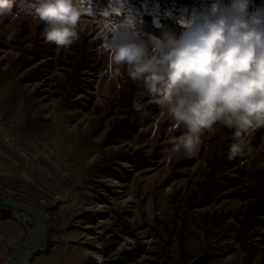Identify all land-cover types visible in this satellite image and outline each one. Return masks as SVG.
Returning a JSON list of instances; mask_svg holds the SVG:
<instances>
[{"label": "rangeland", "instance_id": "1", "mask_svg": "<svg viewBox=\"0 0 264 264\" xmlns=\"http://www.w3.org/2000/svg\"><path fill=\"white\" fill-rule=\"evenodd\" d=\"M35 2L0 17V196L41 208L50 225L30 264H264V148L229 159L232 130L220 127L196 155L173 152L186 129L126 67L112 77L96 23L130 20L151 51V37L163 40L141 28L145 14L199 21L214 5L234 14V0H82L84 31L67 49L45 41ZM248 12L264 16V0ZM23 215L0 208V264L14 237L13 251L28 240Z\"/></svg>", "mask_w": 264, "mask_h": 264}, {"label": "clouds", "instance_id": "2", "mask_svg": "<svg viewBox=\"0 0 264 264\" xmlns=\"http://www.w3.org/2000/svg\"><path fill=\"white\" fill-rule=\"evenodd\" d=\"M15 4L0 0V17H14ZM233 6L232 15L214 5L199 21L180 20L186 31L163 41L151 37L156 41L151 51L130 20L96 21L112 77L126 67L131 81L142 82L145 94L186 129L174 141L173 152L196 155L202 138L220 127L232 130L229 159L264 148V136L258 149L251 146V139L264 130V16L248 12L249 0H234ZM32 7L45 24L46 42L67 49L80 39L86 11L82 0H36Z\"/></svg>", "mask_w": 264, "mask_h": 264}, {"label": "water", "instance_id": "3", "mask_svg": "<svg viewBox=\"0 0 264 264\" xmlns=\"http://www.w3.org/2000/svg\"><path fill=\"white\" fill-rule=\"evenodd\" d=\"M0 208L3 215L19 210L24 213L23 220L33 226L36 233L30 232L28 240L15 251L11 250L9 264H30L32 258L45 251L49 238L50 225L46 213L35 205L14 197L0 196Z\"/></svg>", "mask_w": 264, "mask_h": 264}, {"label": "trees", "instance_id": "4", "mask_svg": "<svg viewBox=\"0 0 264 264\" xmlns=\"http://www.w3.org/2000/svg\"><path fill=\"white\" fill-rule=\"evenodd\" d=\"M141 28L159 37L162 40H165L169 34H172L175 37L179 38L186 31V28L182 26L176 18L171 16H162L160 17L159 22H156L152 14H145L143 16V19L141 21ZM225 140L226 142H233L232 139L228 137H226ZM259 145H260V138L254 137L251 139V146L253 148L258 149ZM253 154L250 155L247 151H245L240 155V157L242 159H247L251 157ZM258 185L263 191L262 194H264V178L259 179L257 186ZM254 194H255L254 196H257L260 193L255 191ZM257 212L264 213V209L261 208Z\"/></svg>", "mask_w": 264, "mask_h": 264}, {"label": "built area", "instance_id": "5", "mask_svg": "<svg viewBox=\"0 0 264 264\" xmlns=\"http://www.w3.org/2000/svg\"><path fill=\"white\" fill-rule=\"evenodd\" d=\"M7 135H8V137H11L10 139L12 140V142H14L13 143L14 146L21 153V155H23L25 158L31 159V154L27 150V148L30 147V144L24 138V135L18 130L17 131L11 130L8 132ZM23 138H24L25 142L23 141Z\"/></svg>", "mask_w": 264, "mask_h": 264}, {"label": "bare ground", "instance_id": "6", "mask_svg": "<svg viewBox=\"0 0 264 264\" xmlns=\"http://www.w3.org/2000/svg\"><path fill=\"white\" fill-rule=\"evenodd\" d=\"M30 232L36 233V230H33V228H32V229H30ZM18 240H19L18 236L13 238V240L10 243V246L5 250V254H8L9 252H11V250L15 247Z\"/></svg>", "mask_w": 264, "mask_h": 264}]
</instances>
